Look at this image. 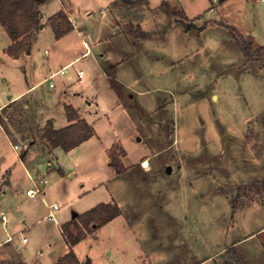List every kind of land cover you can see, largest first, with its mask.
<instances>
[{
	"label": "rangeland",
	"instance_id": "rangeland-1",
	"mask_svg": "<svg viewBox=\"0 0 264 264\" xmlns=\"http://www.w3.org/2000/svg\"><path fill=\"white\" fill-rule=\"evenodd\" d=\"M57 1L45 2L43 12L51 11ZM66 1L63 4L68 11ZM110 1L72 0L73 15L78 18V14L91 11L84 24L99 25L103 30L108 26V17H101L100 11ZM148 1L149 5L141 3L132 9L121 8L120 12L133 26V20L142 23L141 28L145 26L149 33L144 42L140 33L136 38L144 60L150 64V68L139 70L142 78L133 88L141 94L137 96L141 102L136 112L137 124L132 118L135 109L130 117L117 105V94L98 73L93 56L52 78L50 83L56 84V88H48V81L40 83L17 103L0 109V122L9 130L21 128V122L31 116L23 103L33 111L54 107L55 100L50 95L57 98L62 81L94 98L98 107L96 113L88 108L91 113L87 114L90 121H95L97 138L76 153L57 154V161L73 173L65 177L60 187L54 184L56 193L64 187L67 200L70 198L66 204L54 194H35L27 199L18 192L24 177L22 149L15 152L12 141L0 129V185L6 187L5 197L0 199V212H7L8 217L6 226L0 221V241L13 233L26 237L29 243L20 249L30 263L53 264L52 257L64 245L56 223L40 219L50 205L60 204L57 215L54 212L58 219L59 215L66 217L71 212L85 211L83 202L108 199V179L113 170L103 154L114 141L122 144L129 163V170L123 174L131 185L122 202L125 218L140 219L144 225L130 229L121 218L108 230L98 232L97 237L87 236L80 241L76 251L81 257L91 258L92 264H108V260L117 264L116 252L132 255L131 236H138L137 233H147L157 242L167 237L183 239L187 248L202 256L215 253L226 258L229 251H224L234 239L264 225V187L260 183L264 180V49L259 56L246 59L234 37L251 41L253 50L264 44V2ZM81 38L84 37L70 33L56 42L47 25L31 40V54L13 59L3 53L8 37L0 28V103L10 98L7 95H15L38 81L50 66L55 68L81 52ZM79 67L86 72L82 83L76 80L75 68ZM128 91L122 88L121 99L133 105ZM60 108H55L56 123L64 120L58 114ZM42 114L50 115L46 110ZM12 135L16 138L14 143L21 142L20 133ZM77 156L83 159L78 158L81 160L77 162ZM145 160L147 165H143ZM39 169L53 185L54 174L47 175L44 167ZM6 179L9 183L3 184ZM33 180L31 177L30 185L22 187L24 192L34 187ZM81 182L83 191L89 192L79 199L73 194ZM116 192L121 194L120 190ZM133 207L137 209L134 211ZM22 208L29 209L32 215L25 224L21 222ZM38 216L32 227L28 226ZM246 240L240 248L252 252L261 235ZM106 247L112 251L110 256L105 255ZM3 254L5 249L1 246L0 256ZM219 258L210 262H218ZM0 261L8 264L7 259Z\"/></svg>",
	"mask_w": 264,
	"mask_h": 264
},
{
	"label": "crops",
	"instance_id": "crops-1",
	"mask_svg": "<svg viewBox=\"0 0 264 264\" xmlns=\"http://www.w3.org/2000/svg\"><path fill=\"white\" fill-rule=\"evenodd\" d=\"M47 1L49 0L43 1L38 6L40 25L37 29H34L31 32H29L30 37H29V41L26 46V49L17 58H14L10 56L9 54H7L6 49L12 43V41L10 40L7 33L5 32L4 28L0 25V28L8 37V42L3 47V53L7 54L13 59H18V58L25 57L31 54V50L29 49L31 40L34 37H36V35L41 30H43L47 25L49 26L48 18L50 16H52L56 12L63 9V6L61 5V3L55 0L58 2L57 6H55L48 13H44L42 10V6ZM131 1L133 0H111L107 4L105 9L102 12L100 11L101 17H105V18L108 17V20H107L108 26L104 27L103 30H100L99 25L98 26H95V25L86 26V24H84L85 20L86 19L89 20V16L93 12L86 10L83 15L78 14L79 17L77 18V16L73 15L75 7H74L72 0H67L66 5H67L68 11H66L65 8L64 10L66 13H68L67 14L69 15L68 18L70 17L69 20L71 19L70 21L73 25V29L60 38H55L54 33H53V38L54 40H56V42H60L63 40L65 36L69 35L70 33H77V35L79 36L81 35L82 37H84V38H81L83 50L69 57L64 62L60 63L58 66H55V68L50 66L46 74L41 76L38 81H36L35 83L31 84L30 86L24 89L19 90L15 95L13 94L7 95V98L9 97L10 98L7 99V101L3 103L6 104L9 101L7 104L9 103L15 104L21 100V98L25 95L24 93H26L28 90L38 86L40 83H44L47 81H48V88L50 89L56 88V84L54 83L52 86H50V82L52 81V78H55L59 74H64L66 69H68L69 67H74L77 63H79L85 57L93 56L94 61L97 63L98 73H100L104 77L109 87L111 86L109 84L108 74H111L121 84L124 91H128V89L133 91V93L128 91V94L131 97V101H133V105L129 103L128 104L124 103L121 97H119L118 95L116 96V102H117V105L123 110V112L127 114V116L132 117L133 115H131V110L135 109V113L132 118H134L133 122L137 124V120L135 119L136 112L141 107L139 105L140 101L138 102L137 96L141 94L140 92H135L133 88L136 87V85L141 81L142 76L139 75V70H142L145 67L150 68V64H148V60H144L145 57L143 56L141 52L142 47L138 48L137 46L138 41L136 38L138 36V33H140L141 34L140 38H142V41L144 42L147 40L149 33H147L145 26H142L141 28L140 25H142V23L140 24V22L133 20V22L135 23V25L133 26L131 23H129L127 17H125L124 15L121 16L120 14L121 8L127 9L128 7H130V9H132L137 6V5L135 6L131 5ZM164 2L165 1H163L162 3ZM143 4L149 5V1L147 0V3H143ZM200 31H202V29ZM84 41L86 42V46L83 43ZM45 52L47 53L46 50ZM79 70H82L83 72V76L81 80H79L78 75H77V71ZM147 71H145V74L149 72ZM75 73H76L77 82L82 83L83 79L86 77L85 76L86 72L84 71V69L81 67L75 68ZM47 78L49 79L47 80ZM125 78H129V81H127ZM59 84H60L59 91L57 92V95H56L57 98L56 97L54 98L53 95H50L55 100L54 107H51L49 109L47 107V109H43V110L41 109L39 110V108L38 109L36 108V111H33L30 109L29 104H26L25 102L23 103V107L28 109L31 115L28 118L29 123H31L34 130L36 131H35V139L32 142H30L25 149H22V152H21L22 160H23V163L21 162V167H22L21 169L24 172V177L22 178L25 180L21 178V188H19L18 192L20 194H25L27 199L34 198L37 194H40V195H46L47 193L54 194L55 197H60L61 199H63L62 201L65 202L66 204L69 202H66L67 193L65 192L64 187H62L61 190H57V193H56V188L54 187V184L57 183L58 185L59 184L63 185V181L65 177L69 173L71 175H73V173L72 171L67 172L65 169L66 168L65 165H61L57 161V154L59 153L58 151H62L65 154L76 153L77 151L81 150L85 145H87L93 138L94 139L97 138L95 129H94L93 136H91L86 141L82 142L81 144L73 147L72 149L68 151H64L61 147H51L47 143L46 140L40 137V132L47 120H50L53 123L54 128H62L70 123V121H68L67 116H66V112L64 108L65 105L72 106L77 112L78 116L86 120L93 127V124L95 121L94 120L90 121L89 117L87 116L88 113H91V111L88 108L91 107V109L94 110V112L96 113L98 112V107L96 106V103L95 104L93 103L95 102L94 98H89L88 96L83 95L81 91L73 90L71 88V84L65 83L63 81L60 82ZM56 106L61 107L60 112L58 111V114L61 113L62 117L64 118V120H61L60 123H56V120L54 117L57 113V110L55 109ZM143 106L145 105L143 104ZM45 110L46 112H49L50 115L46 114L47 116H44L42 113ZM0 129L4 132V135L9 140V136L5 133V131L2 129L1 126H0ZM11 130L14 134L15 133L17 134V132L13 128ZM20 140L22 141V139ZM115 143L123 147L122 144L118 141H114L112 144H115ZM111 145L108 148H106L103 154L104 157L106 155L105 162L107 161V164L109 166L111 165H110L109 158L107 155V150L111 147ZM126 154L127 153H125V155L122 156L121 158L125 166L129 164L126 162V159H125ZM78 158L83 159L82 156L80 157L77 156V159H75L77 162L81 160ZM39 167H44L47 175L49 172H52L54 174L53 185H50L49 179L45 175L40 173ZM123 176L124 175H117L113 170L112 177L108 179L109 186H107V191L109 193V197L108 199H106V201H103V202H109L111 200H114L119 205L121 209V214L113 218L112 220L104 224L103 226L95 229L93 232L87 234V236L95 235V237H97L98 232H100L102 229L108 230L111 225H114L121 218H124L126 220L125 218L126 212L122 205L123 204L122 202L124 198H127L128 194H126V192H127V189L131 187V185L128 184L127 178ZM31 177L34 179H46L47 180L43 191L41 193H37L34 196L27 195L26 191L24 192L22 189L23 186L30 185ZM8 183H9L8 179L3 181V184H8ZM60 186L61 185H59V187ZM77 186H79L80 188L75 190V194H73V197L77 196L79 199H81L82 197L85 196L86 193L89 192V190L83 191L84 183L82 182ZM5 188L6 187H3V186L0 188V199L2 197H5V194H6ZM117 190L118 191L120 190L121 194H118V192H116ZM130 198H132V195L130 196ZM69 199L67 201H69ZM84 203H85L84 206L86 208L85 210H87L89 209V207L91 208L92 206L100 202L98 203L83 202V204ZM60 208L61 206L59 204L58 209L54 211L56 215H57V212L60 210ZM133 208H134V211L135 209H137L136 207H133ZM80 213H82V211L71 212L69 216L62 217L61 215H59L58 219L49 220L44 217V214H45L44 212L41 218L38 216L34 218L33 221H30V223L28 224V226L31 225L32 227L33 223L36 222L39 218L46 220V222L48 223H51V222L56 223L58 230L60 232V235L63 238L64 245L57 252H55L54 256L52 257L53 264H58L59 257L63 256L69 251V246L61 232V227H60L61 224L75 218ZM31 217H32L31 211L27 208L23 209L24 219L21 220V222L25 224L26 220L31 219ZM132 220H128V219L126 220V224L130 229L132 228L136 229L138 225H144L143 222L140 221V219H136V221L133 220L134 222ZM1 223L6 226L8 224V217H7L6 222L3 223L1 221ZM263 228H264V225H262L260 229L252 231L248 233L247 235H243L240 238L234 239L231 242V244L227 246V249L224 251V252L229 251V253L226 254V258H223V257L221 258V254L218 255L215 253L211 255L202 256L201 253L195 252V250L191 248H187L185 241L183 239H179V238L171 239L167 237L165 239H162L161 242H157V240L152 239L147 233H144V235L142 236H140V234L137 233V235L140 236L139 238L138 236H131L134 239V242H133L134 251L132 250L134 253L132 255L130 254L122 255L119 252H116L115 259L117 260V264H264V229ZM133 233L134 235H136V232L133 231ZM259 235H261V240H259L260 243H258L254 251L250 252V250L249 249L247 250L245 247L240 248L241 245H243V243L247 241L246 239L258 238ZM12 236H13V239L11 241H8L7 240L8 235H6L4 239L0 241V247L3 246L4 243H10L15 246V250L19 253L24 264H38L37 262L30 263L26 261V258L20 249V246L25 247L29 243V240L27 239V241H23L22 240L23 236L22 235L18 236L17 233H13ZM78 243L75 244L73 247L78 260L81 262V264H92L91 258H89L88 256L81 257L78 254V252L76 251V246L78 245ZM104 252H105V255L107 256H110L112 253V251L108 247L104 249ZM217 256L220 257L219 261L211 263L210 262L211 259H214ZM0 259L8 260L10 258H9V255L5 251V254L1 255ZM108 264H115V263L111 260H108Z\"/></svg>",
	"mask_w": 264,
	"mask_h": 264
},
{
	"label": "trees",
	"instance_id": "trees-1",
	"mask_svg": "<svg viewBox=\"0 0 264 264\" xmlns=\"http://www.w3.org/2000/svg\"><path fill=\"white\" fill-rule=\"evenodd\" d=\"M43 1L45 0H0V25L12 41L6 49L7 54L10 56L17 58L26 49L30 37L29 32L37 29L40 25L38 6ZM140 3H147V0L131 1L133 6ZM64 8L48 18L55 38H60L73 29V25ZM234 37L242 55L246 59L259 56L261 50L264 49L263 44L253 50L251 41L239 36ZM108 80L111 88L121 97V84L111 74H108ZM9 105L11 104L9 103L3 108ZM64 108L70 123L62 128H54L53 123L47 120L41 129L40 137L46 140L51 147H61L64 151H68L93 136L94 128L86 120L80 118L72 106L65 105ZM21 123V128L13 129L21 134V142L29 144L35 139L36 130L29 123V120H23ZM0 126L14 143L13 141L16 138L12 135V130H9L3 121L0 122ZM107 155L110 165L117 175H123L128 170L121 160L122 156L125 155V150L119 144H112L107 150ZM260 183L264 187V180ZM120 214L119 205L114 200H111L109 202H100L78 214L75 218L62 223L60 226L61 232L69 246V251L59 257L58 264H81L74 252V245L84 239L87 234ZM3 247L10 258L8 259V264H24L19 253L12 248L10 243H4ZM0 264H3V262L0 261Z\"/></svg>",
	"mask_w": 264,
	"mask_h": 264
},
{
	"label": "built area",
	"instance_id": "built-area-1",
	"mask_svg": "<svg viewBox=\"0 0 264 264\" xmlns=\"http://www.w3.org/2000/svg\"><path fill=\"white\" fill-rule=\"evenodd\" d=\"M61 5L64 7V0H58ZM217 1V0H216ZM261 2H264V0H260ZM216 3V2H214ZM213 9V7H211V10ZM81 34V33H80ZM84 45L86 46V42L84 41L83 42ZM77 75H78V78L79 80H81L82 76H83V72L82 70H79L77 71ZM50 86H52V83H50ZM6 104L5 103H0V109H2ZM12 145V149L17 152L19 151V149H25L28 144L26 142H17V143H11ZM21 156V155H20ZM34 187L33 188H29L26 190V194L29 195V196H34L35 194L37 193H41L44 189V186L47 182L46 179H34ZM58 205L57 204H52L48 207V211L46 213V215L44 216L46 219H49V220H55V215H54V211L56 209H58ZM0 219L1 221L4 223L7 221V215L5 212H0ZM13 239V236L12 235H9L7 240L8 241H11ZM23 241H27V238L26 237H23L22 238Z\"/></svg>",
	"mask_w": 264,
	"mask_h": 264
},
{
	"label": "bare ground",
	"instance_id": "bare-ground-1",
	"mask_svg": "<svg viewBox=\"0 0 264 264\" xmlns=\"http://www.w3.org/2000/svg\"><path fill=\"white\" fill-rule=\"evenodd\" d=\"M143 165H147V162H146V160H145V161H143Z\"/></svg>",
	"mask_w": 264,
	"mask_h": 264
},
{
	"label": "water",
	"instance_id": "water-1",
	"mask_svg": "<svg viewBox=\"0 0 264 264\" xmlns=\"http://www.w3.org/2000/svg\"><path fill=\"white\" fill-rule=\"evenodd\" d=\"M21 158H22V154H21ZM168 170H170V167H168Z\"/></svg>",
	"mask_w": 264,
	"mask_h": 264
}]
</instances>
